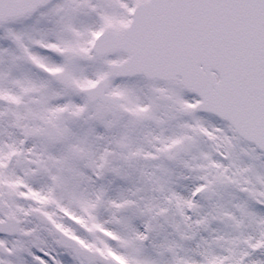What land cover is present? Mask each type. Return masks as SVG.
I'll list each match as a JSON object with an SVG mask.
<instances>
[{
    "label": "snow or ice",
    "instance_id": "6c2138e0",
    "mask_svg": "<svg viewBox=\"0 0 264 264\" xmlns=\"http://www.w3.org/2000/svg\"><path fill=\"white\" fill-rule=\"evenodd\" d=\"M0 264H264V0H0Z\"/></svg>",
    "mask_w": 264,
    "mask_h": 264
}]
</instances>
